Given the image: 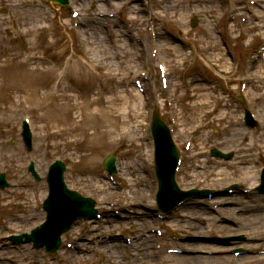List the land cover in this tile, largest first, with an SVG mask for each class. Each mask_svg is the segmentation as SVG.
<instances>
[{"label":"rangeland","instance_id":"1","mask_svg":"<svg viewBox=\"0 0 264 264\" xmlns=\"http://www.w3.org/2000/svg\"><path fill=\"white\" fill-rule=\"evenodd\" d=\"M30 1H36V4L40 5L39 8L25 5L22 0H0V171L7 172L8 178L17 188L22 186L24 190L30 185L25 195L20 189L16 192L12 189L0 192V233L11 227L21 231L36 224L34 222L37 220L38 211L37 206L33 205L36 200L34 196L40 197V189L44 196L45 191L44 184L37 182L27 171L30 158L36 162L40 173L55 159L69 161L67 178L71 186L84 194L94 196L101 203L120 204L133 201L138 205L142 203L138 206L140 210L148 204L155 207L151 197L156 185L150 175L151 155L147 144L141 142L139 129L143 106L140 96L135 98L137 91L131 83L134 78H140L143 69L141 59H151L152 45L148 25L152 20L159 23L161 33H169L171 38L181 37L183 29L187 46L191 48L183 49L173 43L172 39L159 42L160 51L169 67L173 92L171 97L177 103L175 114L181 121L175 133L181 149L189 139L186 137L188 131L193 129L195 123L198 120L205 122L204 132L194 139L192 154L186 156L183 174L178 177L180 183L186 188L195 185L220 189L240 182L238 179L242 177L247 181L249 188L257 184L254 163L259 164V156L264 159V151L261 152L264 145L262 127L246 133L241 127L236 111H229L230 108L221 106L226 100L225 97L219 93L216 96V93L205 85L195 88L194 92L188 91L181 80L185 72L196 74L199 71L207 77L215 76L221 84L238 92L241 70L245 68V62L252 59L248 52L260 43L258 24L250 22L245 28V23L240 20L241 15L247 13L246 5L249 0H143L144 2H138L142 11L137 10V17L132 15V8L125 4L131 0H115V4L113 5L112 1L110 7L107 3L100 5L99 0H74L73 6L82 9L84 13L79 26L85 32L80 33L79 40L74 32L77 28L68 16L69 13L67 14L68 9L48 6V0ZM151 4L156 8L155 11L149 10ZM239 6L241 9H238ZM98 9L107 14H117V21L104 23L103 18H99L101 12ZM234 12L238 14L234 15ZM91 13L95 16H90ZM232 14L237 19H232ZM194 17H198L200 23L192 27ZM88 18L94 22L90 26L86 22ZM113 23L122 26H116V29L112 30ZM123 23L132 24L135 31L132 32L130 25L123 26ZM216 23H219L226 40H229V46L233 49L230 48L233 51L231 55L225 54L226 43L217 36ZM81 24L86 25L85 28ZM254 24L255 26L251 27ZM105 25L110 30L107 38L104 35ZM48 57L57 62L56 68L51 67ZM86 58L90 59V63H94L90 64ZM152 66L157 74L156 61ZM58 67L65 69L66 75L63 78L70 81V84L60 83V77L55 75ZM82 71L88 72L86 77L79 76ZM232 74L235 75L236 82L231 80ZM252 86L249 98L254 100L256 112L264 121V98L257 96L264 92V87L260 88L258 82ZM137 101L139 107L136 109ZM203 106L206 109H215L214 113L208 115L206 110L198 113ZM162 110L164 119L168 121L170 113L166 107ZM26 114L32 117L36 126L31 153L25 151L20 134L22 119ZM103 115L110 125L108 134L104 133L103 126L93 125L96 129L91 127L89 134L81 136L82 122L92 121L97 117L103 118ZM116 115H119V118H116ZM91 117L93 119L89 120ZM95 130L101 132V135L92 140L91 136ZM219 131L224 138L220 139ZM244 133L248 136L242 143L240 138ZM70 139L79 141L69 144ZM65 142L68 145H65ZM237 143V146L240 145L239 153L231 161L212 158L210 155L213 146L227 151ZM110 151L119 156V165L123 168V185L131 190L132 195H129L130 192L121 194L118 188L103 177L106 171L102 161ZM71 155L77 160L76 164H72ZM248 195L249 198L243 196V203H247L245 208L243 203L235 202L214 209L217 213L219 210L230 212L244 209V212L235 218L239 221L229 216L230 220L225 219L219 228H215V224L219 226L217 214H206L211 213L213 209L209 206L207 210V207L200 204H197L198 208L190 207L193 210L187 208L188 215L180 212L172 220L160 223L168 229V237L159 240L165 249L173 245L168 244L172 233L182 235L181 233L188 232L190 235L205 237L198 239L202 242L200 246L196 245L198 242L195 240H188L186 243L190 249L202 250L201 260H194L190 255L167 254L164 249L158 254L155 249L158 244L156 240L153 241L152 248L151 245L143 247V244L138 253L143 249L150 256H154L152 264H229L227 257H231L226 249L243 244L245 241L235 239L243 234L257 235L261 244L260 250H264V221L259 223L253 219L254 213L264 215V207L260 208L264 205V200L256 192ZM229 198L232 197L226 199ZM199 210L205 212L202 217L199 216ZM142 214L141 211L136 215L131 214V219L139 224L134 223V229L126 228V234L130 235L131 231L136 232L142 227L141 233L144 234H137L136 241L140 238L147 241L145 236L150 233L149 228L156 225L146 220V216L149 214L153 217L152 214L147 211ZM103 224L104 221L89 223L87 228L94 226L103 230ZM228 226L237 228L230 229ZM118 228L112 226L108 231L119 234ZM211 230L213 233H209ZM151 234L153 236V233ZM225 236L231 237L229 241L234 242L226 245L223 242ZM118 238L120 237H115L116 240ZM99 241L104 242L101 239ZM175 242H182V238ZM134 244L137 242L134 241ZM91 245L88 243L87 248L80 249L81 252L77 254L80 260L74 264L107 263L110 244L98 246L99 254L94 251L90 253ZM174 246L177 247L175 244ZM217 249L218 251H215ZM222 249L225 250L221 251ZM67 252L62 250L56 260L49 262L43 251H33L28 246L17 248L15 252L10 251L12 257L7 259L8 264H70L72 257ZM209 253L213 255H208ZM212 258L216 260L209 262ZM123 260L124 264L128 261L127 258ZM108 261L120 263L122 259L119 255L117 260ZM132 261V264H144V257L139 254ZM251 264H264V260Z\"/></svg>","mask_w":264,"mask_h":264},{"label":"bare ground","instance_id":"2","mask_svg":"<svg viewBox=\"0 0 264 264\" xmlns=\"http://www.w3.org/2000/svg\"><path fill=\"white\" fill-rule=\"evenodd\" d=\"M137 4V3H136ZM260 7H261V10H260V14L261 15H263L264 16V3H261L260 5H259ZM142 8H141V6H139V5H134L133 7H132V11H142L141 10ZM219 10H220V8H219ZM160 38V37H159ZM214 46H216V44H214ZM256 72H257V70H256ZM233 80H235V78L233 77ZM136 96L137 97H139V95L138 94H136ZM139 106H138V103H136V109L138 108ZM197 110H198V108H197ZM205 110H206V113H208V112H210L211 111V109L210 108H207L206 109V107L205 106H203V107H200V109L198 110V113H203V111L205 112ZM191 117V116H190ZM192 118V117H191ZM101 119L102 118H94L92 121H89V123H85L87 126H90L91 127V124H93V123H99L100 121H101ZM199 119V118H198ZM197 119V120H198ZM191 120V119H190ZM200 120H198L197 122H199ZM97 131V130H96ZM244 170H246V169H244ZM52 194H54L53 195V197L51 196V202H53L54 201V203H57V202H60L61 201V199H62V197H61V195H60V193L59 192H56V191H54ZM239 202H241V203H243V201H239ZM57 204H59V203H57ZM233 204H235V202H233ZM247 205V203H243V206H246ZM264 207V205H261L260 206V208H263ZM194 208V207H193ZM192 212V211H191ZM199 213H200V215L199 216H203L204 215V213L205 212H203V210H199ZM227 213V212H226ZM206 214H208L207 212H206ZM210 215H212V213H209ZM255 214H257V213H254V216H253V219H255V220H258L259 221V223L260 222H262V221H264V215H260V214H257V215H255ZM147 221H148V219H146ZM234 223V222H233ZM255 223H257L256 221H255ZM236 226H237V224H236ZM194 227L196 228L197 226H195L194 225ZM228 228H230V229H236L237 227H233V226H228ZM229 231H232V230H229ZM256 237L257 236H255L252 240H254V239H256ZM149 241H150V243H151V245H152V243H153V241L154 240H156L155 239V237L154 236H149ZM144 244V245H143ZM197 245H200V243L198 242V243H196ZM142 245H143V247H145V242L144 243H142ZM142 245H138V247L139 248H142L141 246ZM123 248H124V250H125V246H122V245H120V244H116V246H115V248H114V250L115 251H120V253L121 254H123L122 255V257H124V253H125V251L123 250ZM126 248H127V246H126ZM145 249V248H144ZM140 254V256H142V257H144V264H152V262L154 261V256L152 257V256H150L149 255V253L148 252H146L145 250H143L142 249V251L139 253ZM194 260H201L202 259V257L201 256H197V257H192ZM210 261L209 262H211V261H214V260H216L215 258H212V259H209ZM107 264H115V262H112V263H109V261L107 262Z\"/></svg>","mask_w":264,"mask_h":264},{"label":"water","instance_id":"3","mask_svg":"<svg viewBox=\"0 0 264 264\" xmlns=\"http://www.w3.org/2000/svg\"><path fill=\"white\" fill-rule=\"evenodd\" d=\"M76 218H78V215H74L73 218H71V219L69 220V225H70V223H71L74 219H76Z\"/></svg>","mask_w":264,"mask_h":264}]
</instances>
